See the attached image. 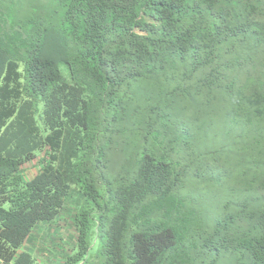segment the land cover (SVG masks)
Wrapping results in <instances>:
<instances>
[{
	"label": "trees",
	"instance_id": "obj_1",
	"mask_svg": "<svg viewBox=\"0 0 264 264\" xmlns=\"http://www.w3.org/2000/svg\"><path fill=\"white\" fill-rule=\"evenodd\" d=\"M0 264H264V0H0Z\"/></svg>",
	"mask_w": 264,
	"mask_h": 264
},
{
	"label": "rangeland",
	"instance_id": "obj_2",
	"mask_svg": "<svg viewBox=\"0 0 264 264\" xmlns=\"http://www.w3.org/2000/svg\"><path fill=\"white\" fill-rule=\"evenodd\" d=\"M201 119H207V117L202 116ZM216 119H220V118H218V116H217ZM199 123H200V121H198V120L194 121L195 127H197V125ZM202 125L206 128L204 120L202 122ZM203 131H206V130H203ZM196 135L199 138V137H201L202 134H201V132L196 131ZM200 143H202V144L199 145V147L205 148V146L203 144L205 142H200ZM191 152H192V156L194 158L193 166L196 165L198 167V162L201 159L199 149L197 147H195V149L192 150ZM27 166H30V163L27 164ZM203 172H205V171L203 170ZM190 177L191 178H188L186 181L188 188H189V185L191 184V188H193L195 191H201L199 194L202 195L203 197H206L205 198L206 200H209L215 196L216 193L214 192L213 188L210 185H208L207 183H205L206 180L203 178V177H205V174L202 175L200 180L197 177L195 178L193 174H191ZM200 185H203V186H200Z\"/></svg>",
	"mask_w": 264,
	"mask_h": 264
}]
</instances>
